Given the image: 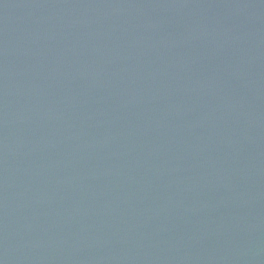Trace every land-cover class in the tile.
Segmentation results:
<instances>
[{"label":"water","instance_id":"water-1","mask_svg":"<svg viewBox=\"0 0 264 264\" xmlns=\"http://www.w3.org/2000/svg\"><path fill=\"white\" fill-rule=\"evenodd\" d=\"M0 264H264V0H0Z\"/></svg>","mask_w":264,"mask_h":264}]
</instances>
